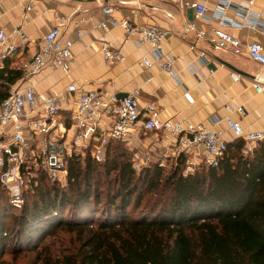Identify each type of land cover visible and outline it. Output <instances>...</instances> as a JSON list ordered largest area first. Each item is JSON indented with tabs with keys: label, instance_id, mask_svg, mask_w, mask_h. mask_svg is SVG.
I'll list each match as a JSON object with an SVG mask.
<instances>
[{
	"label": "trees",
	"instance_id": "trees-1",
	"mask_svg": "<svg viewBox=\"0 0 264 264\" xmlns=\"http://www.w3.org/2000/svg\"><path fill=\"white\" fill-rule=\"evenodd\" d=\"M10 62L0 69V101L21 77ZM122 144L107 143L101 163L68 157L63 186L28 169L19 208L0 187V256L8 249L34 252L35 264H264V139L245 152L233 140L216 167L188 174L182 156L167 171H135Z\"/></svg>",
	"mask_w": 264,
	"mask_h": 264
},
{
	"label": "crops",
	"instance_id": "crops-1",
	"mask_svg": "<svg viewBox=\"0 0 264 264\" xmlns=\"http://www.w3.org/2000/svg\"><path fill=\"white\" fill-rule=\"evenodd\" d=\"M107 1L114 4L122 16L130 17L131 10L138 6L139 17L135 23L167 29L169 35L161 48L171 59L174 78L159 70L148 46L124 41L119 27L108 26L104 31L94 28L102 20L100 7L105 0L79 4L71 0H0V29L9 32L17 27L28 41L23 51L8 60L12 68L36 52L42 35L55 17L67 19L60 30L62 38L73 41L67 74L44 69L31 78L37 92L47 95L53 90L63 94L59 121L67 120L75 99V95L64 94L65 87L72 82L84 90L107 91L118 98L138 90L139 106L154 104L160 119L178 121L184 129L209 127L211 118H228L244 133L264 130V66L251 62L244 55L233 56L214 49L196 35L197 31L208 33L221 22V28L241 46L256 42L264 47V0H197L206 7L201 17H197L193 9L180 8L167 0ZM226 2L230 7L222 19L218 7ZM29 3L30 11L25 15L23 9ZM77 10L79 14L75 15ZM79 17L86 21L75 28L73 22ZM190 24H194V31L188 30ZM77 31L81 33L79 39L75 37ZM101 44L118 50L123 61L104 64L97 51ZM142 59H147L150 67H143ZM260 81V90L256 91L255 86ZM219 129L227 144L233 141L223 124ZM137 142L150 150L174 149L173 143L161 134L142 133L134 144Z\"/></svg>",
	"mask_w": 264,
	"mask_h": 264
},
{
	"label": "built area",
	"instance_id": "built-area-1",
	"mask_svg": "<svg viewBox=\"0 0 264 264\" xmlns=\"http://www.w3.org/2000/svg\"><path fill=\"white\" fill-rule=\"evenodd\" d=\"M167 1L180 8L193 9L197 17L206 12L204 3L197 0ZM247 3L251 5L252 2ZM229 7L228 2L218 7L222 19ZM30 8L31 3L24 7L25 15ZM100 12L102 20L94 26L95 29L104 31L108 26L119 27L124 41L148 46L159 70L174 78L171 59L161 48L169 35L167 29L135 23L134 20L139 17L138 6L131 10L130 17L122 16L114 4L105 0ZM74 14L78 15L79 11ZM85 21L86 18L79 17L73 26L77 28ZM66 22L64 16L53 19L51 27L42 35L36 52L17 65L21 72L16 82L19 86H7L6 97L0 101V187L13 207L19 208L22 204V195L29 181L26 173L28 169L40 170L51 182L64 183L67 158L75 155L78 148L88 149L89 157L101 163L105 147L111 141L131 144L142 133L161 134L173 143L174 154L185 159L186 168L193 169L216 167L221 160L227 148V141L219 129L222 124L229 130L233 140L244 142V152L264 139V130L244 133L236 122L228 118H211L209 127L184 129L178 121L160 119V112L154 104L139 106L138 90L119 99L107 91H87L72 82L65 87L64 94L71 97L75 95V99L71 102L67 120L59 121L63 94L50 90L47 95H43L36 91L31 78L44 69L67 74L73 41L60 35ZM221 26L220 22L217 28H212L208 33L197 31L196 35L214 49L233 56L244 55L251 62L264 66L263 46L256 42L241 46ZM187 28L194 31L195 26L190 24ZM75 37L79 39L81 33L77 31ZM27 42L26 36L17 27L9 32L0 29V69L4 67L5 61L23 51ZM97 51L106 65L123 61L118 50L105 44L99 45ZM141 65L150 67L147 59H142ZM260 83L255 86L256 91L260 90Z\"/></svg>",
	"mask_w": 264,
	"mask_h": 264
},
{
	"label": "rangeland",
	"instance_id": "rangeland-1",
	"mask_svg": "<svg viewBox=\"0 0 264 264\" xmlns=\"http://www.w3.org/2000/svg\"><path fill=\"white\" fill-rule=\"evenodd\" d=\"M122 148L125 150V153L128 154L132 167L135 171L152 165H158L167 171L170 166H173L174 160L177 157L174 154V149L167 148L165 150H150L143 145H138V142L136 145L134 143L122 144ZM75 155L78 156L79 159L83 160L87 155L89 156V151L88 149L78 148L76 149ZM183 167V174L193 173L194 171L200 169L199 167L187 169L185 164ZM64 184L65 182H61L59 185L63 186ZM47 242L48 241L45 243ZM34 255V252H24L17 256H12L10 251L7 249L6 252L0 256V264H35Z\"/></svg>",
	"mask_w": 264,
	"mask_h": 264
},
{
	"label": "water",
	"instance_id": "water-1",
	"mask_svg": "<svg viewBox=\"0 0 264 264\" xmlns=\"http://www.w3.org/2000/svg\"><path fill=\"white\" fill-rule=\"evenodd\" d=\"M74 3H86V2H90V1H95V0H71ZM209 68H213L212 65H208ZM125 98L124 95L120 96L119 99Z\"/></svg>",
	"mask_w": 264,
	"mask_h": 264
}]
</instances>
